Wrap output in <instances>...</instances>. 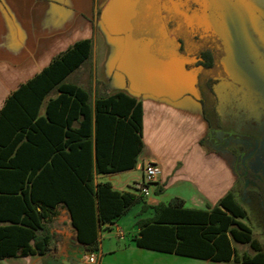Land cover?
<instances>
[{
	"label": "trees",
	"instance_id": "1",
	"mask_svg": "<svg viewBox=\"0 0 264 264\" xmlns=\"http://www.w3.org/2000/svg\"><path fill=\"white\" fill-rule=\"evenodd\" d=\"M161 14L163 34L175 37L210 124L201 143L231 152L236 139L222 128L215 85L222 79L240 82L224 64L225 43L213 32H192L174 0H162ZM92 55L91 38L76 41L0 108V260L46 254L60 206L69 210L78 240L96 250L98 226L140 205L139 214L147 213L137 221L141 247L216 262L264 264V245L239 198L254 183L257 188L250 192L260 195L264 209V179L248 169L242 145L234 159L238 180L213 207H187L181 197L150 205L138 189L121 191L109 180L96 181L98 174L138 165L144 149L143 106L126 92L111 94L105 82L94 85L91 72L86 85L71 79L91 64Z\"/></svg>",
	"mask_w": 264,
	"mask_h": 264
},
{
	"label": "crops",
	"instance_id": "2",
	"mask_svg": "<svg viewBox=\"0 0 264 264\" xmlns=\"http://www.w3.org/2000/svg\"><path fill=\"white\" fill-rule=\"evenodd\" d=\"M161 12L162 0H142L137 8L134 0H0V108L58 54L91 38V64L70 78L86 85L91 72L94 85L105 82L111 94L126 92L143 106L138 165L98 174L96 181L109 180L121 191L138 189L143 161L153 159L162 171L151 183L148 204L181 197L187 207H213L238 180L235 160L201 143L210 124L175 37L163 34ZM140 207L133 216L98 226L99 264H237L139 246L137 221L147 215L139 214ZM52 232L46 254L5 257L1 264L81 263L89 249L78 240L66 207L52 219Z\"/></svg>",
	"mask_w": 264,
	"mask_h": 264
},
{
	"label": "rangeland",
	"instance_id": "3",
	"mask_svg": "<svg viewBox=\"0 0 264 264\" xmlns=\"http://www.w3.org/2000/svg\"><path fill=\"white\" fill-rule=\"evenodd\" d=\"M141 1L134 0L136 8ZM174 1L188 16L192 32H213L225 43L228 56L224 64L240 85L227 79L215 85L221 125L231 139H236L229 146L231 156L235 159L242 145L248 153V169L264 179V0ZM152 11L151 17L155 15ZM256 188L250 183L239 198L249 210L247 222L264 244L262 199L258 193L250 192ZM136 209L124 218L133 216Z\"/></svg>",
	"mask_w": 264,
	"mask_h": 264
},
{
	"label": "built area",
	"instance_id": "4",
	"mask_svg": "<svg viewBox=\"0 0 264 264\" xmlns=\"http://www.w3.org/2000/svg\"><path fill=\"white\" fill-rule=\"evenodd\" d=\"M143 175L138 182V189L141 193L148 196L151 194V183L157 180L161 173V165L157 160L145 159L143 161ZM100 256L96 250H89L85 253L79 264H99Z\"/></svg>",
	"mask_w": 264,
	"mask_h": 264
}]
</instances>
